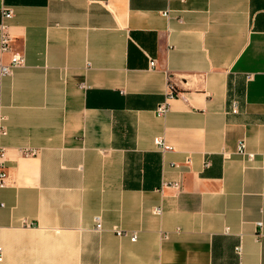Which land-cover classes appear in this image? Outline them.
Wrapping results in <instances>:
<instances>
[{"label":"crops","instance_id":"1","mask_svg":"<svg viewBox=\"0 0 264 264\" xmlns=\"http://www.w3.org/2000/svg\"><path fill=\"white\" fill-rule=\"evenodd\" d=\"M5 4L0 264H264V0Z\"/></svg>","mask_w":264,"mask_h":264},{"label":"built area","instance_id":"2","mask_svg":"<svg viewBox=\"0 0 264 264\" xmlns=\"http://www.w3.org/2000/svg\"><path fill=\"white\" fill-rule=\"evenodd\" d=\"M1 5V21H0V32H1V39H0V52L2 54L11 53L10 62L8 64H0V73L1 76H10L14 69L21 67L24 65L25 59L22 54L15 53L12 50V38L8 32V25L7 21L10 20L14 16V11L11 7L6 6L5 0H0ZM163 15L165 17L169 16V12H164ZM156 65L155 60H151L150 66L154 67ZM1 89V88H0ZM181 94L175 88L174 84L171 82L168 85V90L166 93V97L163 103H161L157 110V116L165 117L166 114L169 112V101L179 97ZM232 111L234 113L237 112V104L233 103ZM2 120V118H1ZM0 133L1 135L6 134V128L3 124L0 126ZM155 145L161 152H168L173 149L171 145H169L163 138H155ZM25 155H33L35 154L32 150H25L23 152ZM236 153L247 157L249 160H253L255 155L247 151V146L244 141L239 142L237 146ZM9 180V173L7 167V159H6V150L4 147L0 146V191L5 189L8 185ZM175 187H178V184H175ZM5 207V204L0 201V210ZM161 208H155L153 210L154 214H161ZM258 227L262 226V223L257 224ZM103 229L102 220L100 217L95 218V231L100 232ZM114 233L118 237H128L132 242L137 240V233L136 232H129L120 228H114ZM3 260V252L2 247L0 246V262Z\"/></svg>","mask_w":264,"mask_h":264}]
</instances>
